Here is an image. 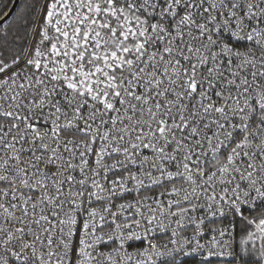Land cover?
Wrapping results in <instances>:
<instances>
[{"label":"snow or ice","instance_id":"1","mask_svg":"<svg viewBox=\"0 0 264 264\" xmlns=\"http://www.w3.org/2000/svg\"><path fill=\"white\" fill-rule=\"evenodd\" d=\"M237 247L264 264V0H30L0 26V264Z\"/></svg>","mask_w":264,"mask_h":264},{"label":"trees","instance_id":"2","mask_svg":"<svg viewBox=\"0 0 264 264\" xmlns=\"http://www.w3.org/2000/svg\"><path fill=\"white\" fill-rule=\"evenodd\" d=\"M30 3V0H20L17 9L11 16V18L2 26H15V22L17 17L23 14L25 8ZM11 3L8 4V8L10 7ZM228 222V221H227ZM226 222V223H227ZM236 232V240L238 241L240 236V228L239 225L235 226ZM236 252L238 253L236 256L223 258V259H215L213 264H259L257 256L255 254H250L247 256L239 255V248H236ZM182 264H203V261L200 257H184L182 258Z\"/></svg>","mask_w":264,"mask_h":264},{"label":"water","instance_id":"3","mask_svg":"<svg viewBox=\"0 0 264 264\" xmlns=\"http://www.w3.org/2000/svg\"><path fill=\"white\" fill-rule=\"evenodd\" d=\"M19 2H20V0H14V2L11 3V5L9 7L10 14L4 20L0 21V26L4 25L11 18V16L15 12V10L17 9Z\"/></svg>","mask_w":264,"mask_h":264},{"label":"built area","instance_id":"4","mask_svg":"<svg viewBox=\"0 0 264 264\" xmlns=\"http://www.w3.org/2000/svg\"><path fill=\"white\" fill-rule=\"evenodd\" d=\"M228 219H230V217L228 218ZM228 219H225L224 221H223V223L224 224H227L226 222L228 221ZM217 226H220V224H219V222H217ZM187 235H191V232H188L187 233ZM209 239H210V237H208ZM167 239V236H163L162 237V242L164 241V240H166ZM188 257H197V256H188ZM199 257V256H198ZM183 259H184V257H182ZM181 258V259H182Z\"/></svg>","mask_w":264,"mask_h":264}]
</instances>
